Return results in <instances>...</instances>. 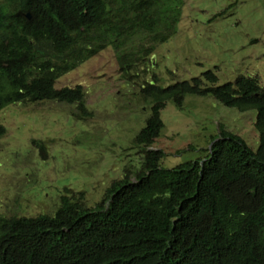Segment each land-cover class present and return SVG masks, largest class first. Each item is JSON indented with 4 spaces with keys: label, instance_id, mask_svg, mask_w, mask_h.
Returning a JSON list of instances; mask_svg holds the SVG:
<instances>
[{
    "label": "trees",
    "instance_id": "1",
    "mask_svg": "<svg viewBox=\"0 0 264 264\" xmlns=\"http://www.w3.org/2000/svg\"><path fill=\"white\" fill-rule=\"evenodd\" d=\"M182 4L0 0V110L53 100L73 105L76 119L91 116L83 86L57 88V79L108 47L120 77L134 83L176 32ZM137 85L132 94L149 111L129 146L138 167L126 166L94 205L64 187L52 214L0 216V264H264V85L245 75L218 84L210 69L167 84L153 74ZM186 94L255 109L256 150L221 129L204 158L161 167L165 153L152 148L160 112Z\"/></svg>",
    "mask_w": 264,
    "mask_h": 264
},
{
    "label": "rangeland",
    "instance_id": "2",
    "mask_svg": "<svg viewBox=\"0 0 264 264\" xmlns=\"http://www.w3.org/2000/svg\"><path fill=\"white\" fill-rule=\"evenodd\" d=\"M208 69L218 84L245 75L264 85V0H183L176 32L157 45L134 83L120 77L108 47L61 75L57 88L83 86L91 116L76 119L73 105L53 100L4 106L0 216L52 214L64 187L84 192L87 206L94 205L126 166L139 165L129 146L149 111L132 94L138 82L153 74L165 84L189 80ZM160 113L164 126L152 147L165 153L161 167L204 158L221 129L257 148L255 109L239 111L211 95L186 94L182 105L168 100Z\"/></svg>",
    "mask_w": 264,
    "mask_h": 264
},
{
    "label": "water",
    "instance_id": "3",
    "mask_svg": "<svg viewBox=\"0 0 264 264\" xmlns=\"http://www.w3.org/2000/svg\"><path fill=\"white\" fill-rule=\"evenodd\" d=\"M27 16H29V15H27Z\"/></svg>",
    "mask_w": 264,
    "mask_h": 264
},
{
    "label": "clouds",
    "instance_id": "4",
    "mask_svg": "<svg viewBox=\"0 0 264 264\" xmlns=\"http://www.w3.org/2000/svg\"><path fill=\"white\" fill-rule=\"evenodd\" d=\"M153 148V147H152Z\"/></svg>",
    "mask_w": 264,
    "mask_h": 264
}]
</instances>
